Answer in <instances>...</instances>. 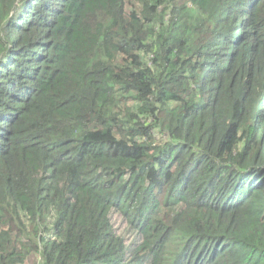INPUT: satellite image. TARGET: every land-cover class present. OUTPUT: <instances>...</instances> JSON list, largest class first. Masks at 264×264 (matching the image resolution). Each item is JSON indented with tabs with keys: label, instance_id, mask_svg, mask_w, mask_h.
I'll list each match as a JSON object with an SVG mask.
<instances>
[{
	"label": "trees",
	"instance_id": "obj_1",
	"mask_svg": "<svg viewBox=\"0 0 264 264\" xmlns=\"http://www.w3.org/2000/svg\"><path fill=\"white\" fill-rule=\"evenodd\" d=\"M33 255L264 264V0H0V264Z\"/></svg>",
	"mask_w": 264,
	"mask_h": 264
},
{
	"label": "rangeland",
	"instance_id": "obj_2",
	"mask_svg": "<svg viewBox=\"0 0 264 264\" xmlns=\"http://www.w3.org/2000/svg\"><path fill=\"white\" fill-rule=\"evenodd\" d=\"M25 264H41V258L39 255H33Z\"/></svg>",
	"mask_w": 264,
	"mask_h": 264
}]
</instances>
